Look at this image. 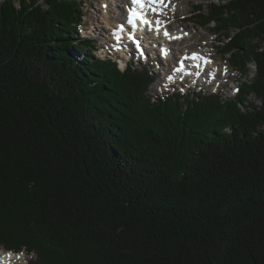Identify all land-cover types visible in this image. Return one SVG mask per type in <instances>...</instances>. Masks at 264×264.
<instances>
[{
  "label": "trees",
  "instance_id": "1",
  "mask_svg": "<svg viewBox=\"0 0 264 264\" xmlns=\"http://www.w3.org/2000/svg\"><path fill=\"white\" fill-rule=\"evenodd\" d=\"M82 8L0 0V246L28 264H264V0L185 19L213 23L245 77L226 99L151 96L150 69L93 54Z\"/></svg>",
  "mask_w": 264,
  "mask_h": 264
},
{
  "label": "rangeland",
  "instance_id": "2",
  "mask_svg": "<svg viewBox=\"0 0 264 264\" xmlns=\"http://www.w3.org/2000/svg\"><path fill=\"white\" fill-rule=\"evenodd\" d=\"M81 5H82V11H83V19L81 24H79L78 30H79V35L83 37H88L89 39L94 41V45L97 47H105V43L109 40V34L107 29L103 28L104 23L102 22V15H101V6L103 1H108L109 0H80ZM120 7L123 8L124 5V0H116ZM174 0L169 7L168 13H166V18L164 20L166 21L167 24H171L172 28L174 31H183L186 37H190L186 39V42L184 44L179 45V48L184 47L183 45H187V51L191 50H200L204 51L207 54H210L212 58L214 59L213 61H216V64L218 65V72L219 69H222V73L219 72L218 74V79H219V84L220 85H201L194 83L193 81L189 84H185L184 86L180 87L178 85L175 86H166L163 83V79L165 78L164 75L161 73L163 69L169 70L168 66L170 67V64L168 66H165L162 62L165 59H160L158 49L153 54V52H150L148 55L149 61L148 62H139L138 65L135 66H144L146 68H149L154 75H156V78L154 82L149 86V94L151 96L155 95H162V94H170L175 91H180L184 92L187 91L189 93H195V92H200V90L204 93H210V92H215L219 91L221 96L226 99V98H233L237 94L234 92V87L240 86L242 84V81L245 79V77L242 75V73L232 67L229 64V61L225 58L222 57L219 49H220V43H219V37L215 36V34L211 33L209 30V26H212L213 23H208L206 27H200L194 19L192 20H184V17L187 16H194L195 10L193 6L195 4H198L201 6L200 10H202V14L206 12L207 10V5L209 4V1L211 0ZM111 11L108 8L110 14L113 12V8L111 7ZM120 8V10H121ZM173 9L172 12L170 9ZM123 15V10L117 12L115 15ZM197 13V12H196ZM107 16H109V13L107 11ZM207 23V22H206ZM182 33V34H183ZM188 41V42H187ZM158 48V47H157ZM84 49V48H83ZM233 49H235V53H238L241 55L245 62L246 65V75L247 78H252L255 73V67L253 65V62L245 57L246 53L243 49H246L245 43H238L236 46H233ZM94 53V52H93ZM97 53V55H96ZM94 53L95 56L98 57H112L111 55L106 56L105 52L97 50V52ZM174 54H177V50H174ZM235 55V54H234ZM156 56L158 63H156L153 59V57ZM177 56V55H176ZM228 56V55H227ZM237 56V55H236ZM127 58L128 56H125ZM120 59V58H119ZM136 61V59H134ZM122 61V62H121ZM118 61L119 66H123L124 62L123 60ZM174 61L176 59L174 58ZM135 64V63H134ZM133 64V65H134ZM160 76V77H158ZM246 78V79H247ZM200 83V81H199ZM183 89V90H181ZM248 101H253L256 104H259L260 101L255 98L253 94H248ZM4 252V251H3ZM1 248H0V258L2 259H7L4 258ZM15 256V257H14ZM11 258V257H9ZM8 258V259H9ZM30 259L32 258V255H29L28 253H20L18 255L13 254V258L2 261V264H27ZM10 261V262H9Z\"/></svg>",
  "mask_w": 264,
  "mask_h": 264
},
{
  "label": "bare ground",
  "instance_id": "3",
  "mask_svg": "<svg viewBox=\"0 0 264 264\" xmlns=\"http://www.w3.org/2000/svg\"><path fill=\"white\" fill-rule=\"evenodd\" d=\"M130 1L131 0H124V2H130ZM186 2L188 3L187 0H186ZM101 3H103L101 6V10H100L101 15H102V22L104 23L103 28L107 29L108 34H109L110 31H112L114 28H116L118 26V23L121 22V20L124 18V16L121 15V13L119 15H115V14H117V12L123 10V8L120 7L119 3L116 0H109V4H108V1H103ZM110 5L113 8L112 14H110L111 12H109V10H108V8H109L111 11ZM120 8H121V10H120ZM125 8H127L126 4H125ZM170 10L172 12L173 9L171 8ZM107 11L109 13V16H107ZM161 21H164V20H161ZM163 25L166 26V24H163ZM146 33H147V36H146L147 44L150 45V44H152V42L155 45L158 44L157 47H158L159 53H161V49H164V48L170 50V54H168L167 57H164L163 59H165V60L162 62L165 66H168V64H170V67L168 66V68H170V70L163 69L161 72L164 75L166 81L172 82L171 79H169V77H171L174 74V69L176 67H178L179 62L181 61L182 58L186 59L187 58L186 56L188 54H190L191 52H198L199 54L196 55L198 57V59L203 62V65H207L206 70H204L203 74L201 75V78L199 79L200 84L201 85L213 84L214 86L221 84V83L219 84L218 74H220L219 72L222 73V69L220 68L219 72H218V65L216 64V61H213L214 59L212 58V56L210 54H207L204 51H200V50L199 51L198 50L197 51L196 50L187 51V48H188L187 45H183L184 47L179 48V45L184 44L186 42L185 37L179 38L177 40H173V39H170L169 37L168 38L163 37L160 34V32L157 33V31H154V29L151 31H149V29H148ZM172 33L173 34L170 37L177 38L180 34L183 33V31L179 32V31H173L172 30ZM148 40H151L152 42L151 41L148 42ZM174 50H177V54H176L177 56L174 54ZM174 58L176 59V61H174ZM187 69L191 70V67L189 65H187ZM189 73H191V72H189ZM214 77H215V81L213 82ZM192 79L193 78H191L190 81H193L195 83L198 82V79H196V81H194V79L193 80ZM16 255H18V254H16ZM8 258L3 259V260H2V258H0V262H2L4 260L8 261L9 259H11V258H9V259ZM0 264H2V263H0Z\"/></svg>",
  "mask_w": 264,
  "mask_h": 264
},
{
  "label": "snow or ice",
  "instance_id": "4",
  "mask_svg": "<svg viewBox=\"0 0 264 264\" xmlns=\"http://www.w3.org/2000/svg\"><path fill=\"white\" fill-rule=\"evenodd\" d=\"M131 7L128 9V20L127 23L131 25L133 28L136 26V21L138 20L141 25H147L149 31L155 30L157 33H159L160 27L162 24L166 23L164 21L160 20V15H163L162 8L167 7V4L165 3V0H131ZM145 9L151 10L153 14L156 15L155 21H152L147 18V12ZM122 30V26H121ZM164 35L166 37H169V33L167 30L164 31ZM133 38L134 37H130ZM170 39H173V37H169ZM137 48L140 50V55H143V50L140 49V43L139 41H136ZM162 54H166L165 49H161ZM195 54L193 56V59H195ZM182 69H177V71H180ZM171 79V77H169ZM183 90V89H181Z\"/></svg>",
  "mask_w": 264,
  "mask_h": 264
}]
</instances>
